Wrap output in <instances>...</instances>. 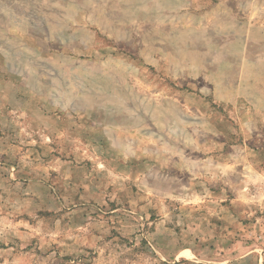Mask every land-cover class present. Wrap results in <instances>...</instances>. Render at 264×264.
Returning <instances> with one entry per match:
<instances>
[{"label": "rangeland", "instance_id": "rangeland-1", "mask_svg": "<svg viewBox=\"0 0 264 264\" xmlns=\"http://www.w3.org/2000/svg\"><path fill=\"white\" fill-rule=\"evenodd\" d=\"M0 264H264V0H0Z\"/></svg>", "mask_w": 264, "mask_h": 264}]
</instances>
